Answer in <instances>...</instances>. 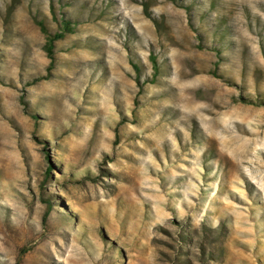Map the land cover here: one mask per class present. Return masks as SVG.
I'll return each mask as SVG.
<instances>
[{"label":"rangeland","instance_id":"374dc122","mask_svg":"<svg viewBox=\"0 0 264 264\" xmlns=\"http://www.w3.org/2000/svg\"><path fill=\"white\" fill-rule=\"evenodd\" d=\"M0 264H264V0H0Z\"/></svg>","mask_w":264,"mask_h":264},{"label":"trees","instance_id":"16d2710c","mask_svg":"<svg viewBox=\"0 0 264 264\" xmlns=\"http://www.w3.org/2000/svg\"><path fill=\"white\" fill-rule=\"evenodd\" d=\"M39 25L41 26L42 30L47 33V42L45 44V50L48 54V56L50 57L51 61H50V65H49V69H52V67L54 66V61H55V57H54V46H55V41L58 39L63 38L67 32H73L75 30V27L73 25V23L71 22L70 19H67L65 16H62L60 19V30L55 32V33H50L45 24L43 22H39ZM153 64L155 66V72L154 74L156 75L158 73V63L155 57H153ZM135 68L137 71H139V68L136 64H134ZM138 84L140 85V87L143 86V83L140 81V77L139 75H137L136 77ZM23 103L26 104V101L24 99H22ZM50 211V208H49ZM46 216H48V212L45 215V218H47Z\"/></svg>","mask_w":264,"mask_h":264}]
</instances>
